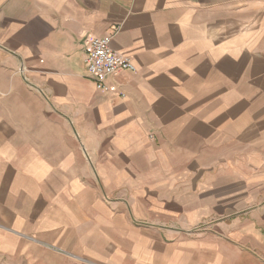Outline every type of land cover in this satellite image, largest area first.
Listing matches in <instances>:
<instances>
[{
    "label": "crops",
    "instance_id": "0c3cea01",
    "mask_svg": "<svg viewBox=\"0 0 264 264\" xmlns=\"http://www.w3.org/2000/svg\"><path fill=\"white\" fill-rule=\"evenodd\" d=\"M0 264H264V0H0Z\"/></svg>",
    "mask_w": 264,
    "mask_h": 264
},
{
    "label": "built area",
    "instance_id": "2783aa9c",
    "mask_svg": "<svg viewBox=\"0 0 264 264\" xmlns=\"http://www.w3.org/2000/svg\"><path fill=\"white\" fill-rule=\"evenodd\" d=\"M86 67L89 77L98 90H107L108 78L128 71L136 72V66L129 56L114 51L109 39L93 38L87 48Z\"/></svg>",
    "mask_w": 264,
    "mask_h": 264
}]
</instances>
